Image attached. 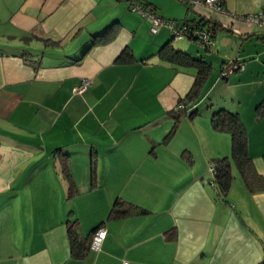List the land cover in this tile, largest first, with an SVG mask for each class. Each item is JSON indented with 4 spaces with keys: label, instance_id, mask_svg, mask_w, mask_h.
Listing matches in <instances>:
<instances>
[{
    "label": "crops",
    "instance_id": "crops-1",
    "mask_svg": "<svg viewBox=\"0 0 264 264\" xmlns=\"http://www.w3.org/2000/svg\"><path fill=\"white\" fill-rule=\"evenodd\" d=\"M223 3L226 13L186 7L183 17L216 24L209 50L171 40L212 69L197 113L167 137L173 107L196 74L157 55L168 28L152 33L128 0H0V264L264 261V190L250 192L235 166L224 199L207 181L209 164L231 150L229 133L210 123L221 107L238 112L264 177V115L256 110L264 101V24L228 13H256L264 0ZM113 22L114 37L91 45ZM124 48L131 58L116 61ZM236 60L244 67L222 76ZM83 78L90 84L74 91ZM117 198L147 212L109 216ZM73 218L82 236L106 230L100 248L81 258L70 253Z\"/></svg>",
    "mask_w": 264,
    "mask_h": 264
},
{
    "label": "trees",
    "instance_id": "trees-1",
    "mask_svg": "<svg viewBox=\"0 0 264 264\" xmlns=\"http://www.w3.org/2000/svg\"><path fill=\"white\" fill-rule=\"evenodd\" d=\"M128 1H129V8H131L132 5H140L143 9L150 10L151 12L156 13L159 17H162L164 19L174 21L176 26L183 27L185 29V34L183 36L176 37L174 30L172 31L166 26L159 27V28L166 27L170 30L171 33V39L164 42V44H162L157 50V55L160 57V59L172 65L194 66L196 68V74L190 88L183 97L178 98V100L176 101L173 107L172 111L174 114L173 115L174 125L172 126V129L167 135V137H170L178 121H180L182 117L184 116L191 117L195 113H197V109H193L194 101L199 98L201 94L202 86L205 83V80L208 78L209 73L212 69L211 64L206 60L202 59L201 57L194 56L185 50L175 48L174 46H172L171 40H173L174 38L181 39L182 37H185L186 39L209 50L214 45L216 24L212 26L208 25L207 27L204 26L206 22L211 20L206 15H202V14L198 15V19L167 18L158 14L154 10L153 6H150L151 2L144 0H128ZM181 1H183L187 5L188 10L189 9L194 10L196 7L201 6V5L195 6L187 0H181ZM223 2L224 0H222V3ZM115 23L116 22L111 23L101 33L95 34L92 38L93 40L91 45L95 43H106L110 41L116 33V29L113 28V25H115ZM194 28L209 31L211 42L210 43L201 42L198 39V35L192 32ZM44 41L48 43L50 42L48 39ZM50 43H52V41ZM131 55L132 54L129 48H124L117 56L116 61L126 62L131 58ZM232 63L233 62H230V65ZM229 66L223 67L221 69V72L226 70ZM178 105L181 106L178 107ZM256 110L259 115H264V101L260 102L257 105ZM210 123L213 129L228 132L231 141L230 155L217 157L211 162L213 172L210 175V178L207 179V181L210 185H212L216 189L218 196L224 199L225 196L228 194L232 184V180L234 178V173H233L234 166L239 172L240 176L242 177L246 188L250 192L264 190V177H262V175L255 170L252 159L248 154L247 131L238 112L229 110L224 107L217 108L211 113ZM190 162L192 161L189 160V163ZM62 171L66 175H68V170L65 164L63 165ZM146 212L147 210L139 207L138 205L117 198L112 204V208L110 210L109 216L126 217L128 215L144 214ZM99 226L101 225L94 227L87 236H82L78 228L77 218L67 219L66 231L70 245V253L73 257L81 258L86 252V250L90 248L91 238L95 230ZM258 264H264V261Z\"/></svg>",
    "mask_w": 264,
    "mask_h": 264
},
{
    "label": "built area",
    "instance_id": "built-area-1",
    "mask_svg": "<svg viewBox=\"0 0 264 264\" xmlns=\"http://www.w3.org/2000/svg\"><path fill=\"white\" fill-rule=\"evenodd\" d=\"M190 3H192L195 6L201 5L203 7H207L210 10H213L215 12H227L225 8L223 7L222 0H187ZM131 9L137 11L142 16L148 17L151 21L150 31L152 33H155L160 26H166L170 30L175 31L176 37L183 36L185 34V29L183 27H178L175 25L174 21L164 19L162 17H159L156 13L151 12L150 10L143 9L140 5H132ZM231 16L234 18H238L242 21L251 22L255 24H264V8H262L260 11L256 13H249V14H243V15H237L234 13L228 12ZM193 33L198 35V39L201 42L204 43H210V34L209 31L200 30L197 28H194L192 30ZM244 67L243 61H235L233 62L226 70L221 72L222 76L227 75L228 73L234 72L236 70H239ZM90 84V80L88 78H83L81 83L74 88V91H82L86 88V86ZM181 105H178V107ZM208 171L210 175L213 172V168L211 164L208 166ZM106 235V230L104 227L99 226L90 241V248L91 249H99L102 240L104 239ZM126 263V262H124Z\"/></svg>",
    "mask_w": 264,
    "mask_h": 264
},
{
    "label": "rangeland",
    "instance_id": "rangeland-1",
    "mask_svg": "<svg viewBox=\"0 0 264 264\" xmlns=\"http://www.w3.org/2000/svg\"><path fill=\"white\" fill-rule=\"evenodd\" d=\"M153 2L156 3V5H157L158 13L162 14V15H165V17L175 16V17H177L179 19L180 18L182 19L184 17V15L186 14L187 5L181 0H153ZM120 4H122V3H120ZM126 5H128V4H126ZM120 6H122V5H120ZM197 9H202L207 14H210V12H215V11L210 10L209 8L203 7V6H198L194 10H197ZM129 10L131 12H134V13L139 14L140 16H142L140 13H138L137 11H135V10H133L131 8H129ZM187 11H188L187 13H193V10H190V9L188 10L187 9ZM161 28H163V30H164L165 27H161ZM161 28H159V29H161ZM181 39H186V38L182 37ZM176 40H178V39L174 38L173 42H174L175 46H178L179 41H176ZM201 48H203V47H201ZM193 52L198 54V52H201V49L197 50V48H196ZM208 178H210V173H209V177Z\"/></svg>",
    "mask_w": 264,
    "mask_h": 264
}]
</instances>
